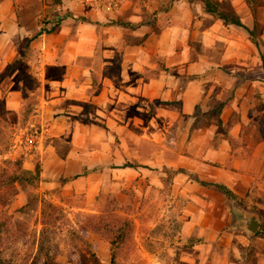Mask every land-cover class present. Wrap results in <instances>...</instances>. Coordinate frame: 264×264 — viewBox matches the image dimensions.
Masks as SVG:
<instances>
[{"label": "crops", "instance_id": "1", "mask_svg": "<svg viewBox=\"0 0 264 264\" xmlns=\"http://www.w3.org/2000/svg\"><path fill=\"white\" fill-rule=\"evenodd\" d=\"M85 16L84 22L72 26L74 21L68 20L57 32L43 37L47 81H53L49 67L60 50L73 65L80 60L104 61L100 69L78 66L69 87L71 102H46L41 111L40 117L48 123L43 133L52 132L57 138L70 133L73 144L64 157L55 148L42 147L43 191L53 195L60 187L66 193L70 189L71 195L84 192L95 201L103 185L111 181H119L123 187L147 181V190L142 192L147 198L164 185V174L159 171L162 164L194 173L203 181L224 184L232 191L243 172L252 174L247 180L253 187L261 181L264 184V139L244 130L251 120V93L256 84H262L264 70L245 28L227 25L206 13L201 3L188 0H176L167 9L154 11L129 3L121 8L94 4ZM241 19L248 28L253 27L254 20L248 15ZM13 30L22 32L16 23ZM15 56L13 52L12 61ZM13 85L10 77L3 81L0 96H5L7 87L14 97ZM248 91L247 96L244 92ZM87 105L94 108L93 113L84 112ZM221 105V113L207 116ZM69 114L77 117L78 126L50 127L71 119ZM205 116L208 126L196 128ZM181 119H186L188 128L176 147L172 127ZM82 122L87 126L81 128ZM100 133L111 135L109 142L95 140ZM116 135L122 142L113 148ZM126 136H132L133 144ZM141 141L150 146L147 158H143L146 153ZM93 143L102 144L101 148L89 149ZM188 173L175 177L173 188L181 189L180 194H187L188 185L200 184L194 179L186 183L183 178H191ZM203 188L206 195H219V203L225 199L223 193Z\"/></svg>", "mask_w": 264, "mask_h": 264}, {"label": "rangeland", "instance_id": "2", "mask_svg": "<svg viewBox=\"0 0 264 264\" xmlns=\"http://www.w3.org/2000/svg\"><path fill=\"white\" fill-rule=\"evenodd\" d=\"M227 1L231 2L235 11L243 18L248 15L253 21L256 15L262 29L261 37L264 40V0H251L256 10L254 14L245 0ZM174 2V0H64L60 9L47 6V0H5L0 5L2 6L0 8V86L9 77L12 78L13 84L15 80L20 82V77L15 75L3 77V72L9 63L14 62L11 60L13 52L18 59L20 49L26 47L30 39H33L32 48L24 65L35 83V85L30 83L31 93L28 97H24L14 85L12 90L17 92L14 97L9 96L7 87L4 88L5 96H0L4 106V113L0 115V169L6 159L22 158L24 167L31 171H35V166L38 165L40 177L34 192L40 198L61 208L68 219L67 225L62 229L43 227L40 206L27 215L19 213L18 210L26 202L25 191L19 186H16L15 190L13 188L0 190V220L7 222L10 227L3 255L12 264H30L42 239L52 253L56 254L55 257L61 264H69L64 241L70 238L71 231L74 230L85 237L103 264H111L110 243L86 228L88 217L105 213L114 217L128 218L133 225V240L128 244L126 252L117 260L118 264H264V184L261 181L253 187V182L249 180V184L247 180V176L249 178L252 174L247 172L239 175L241 180L233 191L236 198L230 199L225 196L221 203H219V195L204 194L206 191L196 182L185 187L187 194H180L181 189L173 188L177 170L168 169L163 166V162H160L162 165L159 171L164 174L161 177L164 185L155 189L153 193L150 192L147 198L142 194L149 185L147 181H133L128 187H123L119 181H111L103 185L95 201L89 200L84 192L71 195L70 189L66 193L58 187L53 190V195L42 190V147L55 148L59 155L64 157L73 144L70 133L63 134L60 138L53 137L52 132L43 133L48 123L40 117L41 111L45 110L46 102L67 101L68 104L71 102L69 97L73 93L69 87L72 85L73 76L77 75L78 66L100 69V65L104 62L80 60L73 65V61L66 60L64 51L60 50L58 57L51 59L55 63L49 67L53 81L51 82L50 79L47 81L43 76V61L45 63V52L41 49L43 37L54 34L58 29L53 33H47L46 30L57 22H60V26L68 20L74 21L72 26L84 22L86 13L94 4H108L113 8H121L129 3L154 11L167 9ZM79 11L84 12V16L79 15ZM15 23L20 26L22 32L13 30ZM5 56L10 57L8 58L10 60H5ZM56 80L62 83H56ZM261 82L262 84L258 83L254 86L253 93L249 90L252 95L250 102L253 105L249 110L251 120L244 130L262 140L264 139V78ZM64 85H68V88ZM249 91L244 94L248 96ZM90 107L85 106L84 112L93 113L94 108ZM69 116L72 118L50 127L53 126V130H57L59 129L57 127H65L67 124L78 126L77 117L70 114ZM207 116L202 117L196 128L208 126ZM181 120V123L178 122L172 127L171 135L177 138L173 141L176 147H180L179 137L188 128L186 119ZM83 126L87 125L82 122L80 127ZM219 130H223L221 126ZM110 138L111 135L100 133L95 140L107 143ZM115 138L116 140L111 142L113 148L119 147L122 142L120 136L116 135ZM86 141L85 139L84 142ZM128 141L133 144L132 136ZM141 143L144 144L143 149L146 153L143 158H147L150 156L148 153L150 146H147L145 141ZM101 145L93 143L88 147L93 150L101 148ZM173 158L178 160L177 157ZM189 158L192 157H187ZM190 173L188 174L191 178L187 175L183 178L186 183L192 179L196 180V174ZM199 179L202 177L200 176ZM56 193L58 195L55 199ZM220 215L223 219L219 218ZM251 215H256L261 221L259 234H251L244 227L245 216Z\"/></svg>", "mask_w": 264, "mask_h": 264}, {"label": "trees", "instance_id": "3", "mask_svg": "<svg viewBox=\"0 0 264 264\" xmlns=\"http://www.w3.org/2000/svg\"><path fill=\"white\" fill-rule=\"evenodd\" d=\"M176 1V0H174ZM191 3H201L205 9V12L213 16L215 19L222 20L227 25H236L245 28L250 35L251 41L255 44L259 51V57L263 64L264 70V40L262 39V29L259 22L254 17V25L252 28H248L243 22L240 15L235 11L230 1L219 0H188ZM250 6L252 13L256 11L252 5L251 0H245ZM5 0H0V5ZM64 0H47V6L60 9ZM60 27V22H57L50 29L46 30L47 33H53ZM33 39L28 41L26 47H22L19 51V58L13 63L8 64L3 72V77L18 76L19 80H15V88L22 92L24 97L30 95V83L35 85L32 77L26 71L24 61L27 58L32 46ZM221 105L215 111H211L208 117L215 114H219L222 111ZM4 113L3 102L0 99V115ZM125 166L136 167L131 163H126ZM178 173H187L184 169L175 171ZM192 174V173H190ZM40 177V168L35 166V171H31L24 167V160L18 159H6L3 161V166L0 169V190H8L13 188L14 190L19 186L21 190L27 193L25 204L18 210L22 215H27L33 211H36L40 206L41 211V224L43 227H50L51 229H62L67 225L68 219L64 214V211L53 204L50 201L42 199L37 195L36 190ZM196 177V181L203 187L215 189L230 199L236 198L235 193L226 185L203 181ZM87 229L100 235L110 243L111 247V264H118L122 255L126 252L128 244H131L133 236V225L128 218H119L111 216L109 213L94 215L88 217ZM10 232V227L7 222L0 220V264H12L4 258L6 237ZM260 229L255 233L259 234ZM66 245L67 259L69 264H103L99 256L92 249L89 242L85 237L77 232L71 231V236L68 240L64 241ZM54 251V249H53ZM55 253H52L51 249L46 246L44 239L40 240L38 251L32 258L30 264H61L55 257Z\"/></svg>", "mask_w": 264, "mask_h": 264}, {"label": "water", "instance_id": "4", "mask_svg": "<svg viewBox=\"0 0 264 264\" xmlns=\"http://www.w3.org/2000/svg\"><path fill=\"white\" fill-rule=\"evenodd\" d=\"M243 224L245 229L251 234L256 233L261 227V221L256 215L245 216Z\"/></svg>", "mask_w": 264, "mask_h": 264}]
</instances>
